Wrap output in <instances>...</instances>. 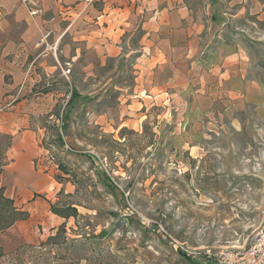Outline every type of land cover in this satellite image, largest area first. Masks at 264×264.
Wrapping results in <instances>:
<instances>
[{"label":"rangeland","instance_id":"374dc122","mask_svg":"<svg viewBox=\"0 0 264 264\" xmlns=\"http://www.w3.org/2000/svg\"><path fill=\"white\" fill-rule=\"evenodd\" d=\"M256 1L252 10L219 6L236 16L215 67L203 52L152 50L137 25L123 56L84 50L67 79L39 71L32 91L49 94L47 109L29 117L26 133L63 185L53 204L73 216L54 223L41 209L42 249L2 250L0 264H205L207 251L248 245L264 222V0ZM7 136L0 130V164ZM1 214L2 224L13 218Z\"/></svg>","mask_w":264,"mask_h":264},{"label":"crops","instance_id":"0c3cea01","mask_svg":"<svg viewBox=\"0 0 264 264\" xmlns=\"http://www.w3.org/2000/svg\"><path fill=\"white\" fill-rule=\"evenodd\" d=\"M93 1L92 5H86L84 0H0V130L11 134L0 188L2 196L12 200L16 210L28 214L26 219L0 231V246L5 253L40 244L45 234L40 232L37 218L41 209L54 203L63 186L46 172L42 149L26 133L30 131L29 117L47 109L42 102L49 99V94L32 91L42 81L39 71L47 76L60 72L61 76L56 60L61 65H72L83 59L84 50L97 60L123 56L124 38L137 25L143 31L144 43L149 48L151 45L152 50L180 51L188 59L203 52L208 64L215 67L217 61L213 59L217 53L228 51L227 20L236 16L219 6L226 2L249 3L252 10L253 4L258 3L256 0ZM30 3L39 8L37 16H30ZM47 30L52 32L50 42L58 41L56 54H42V48L36 47L40 34ZM4 76H8L7 84ZM18 129H23L22 133H14ZM51 215L54 223H59L61 217Z\"/></svg>","mask_w":264,"mask_h":264},{"label":"built area","instance_id":"2783aa9c","mask_svg":"<svg viewBox=\"0 0 264 264\" xmlns=\"http://www.w3.org/2000/svg\"><path fill=\"white\" fill-rule=\"evenodd\" d=\"M93 0H84L86 5H92ZM33 4V3H32ZM29 9L30 16H37L40 12L34 3ZM52 32L50 30L43 31L40 38L36 42V47L42 48V54L52 52L56 54L58 41L50 42ZM57 65L61 71V76L68 78L71 73L70 63ZM34 249H42L40 245L33 246ZM205 264H264V222L258 227L250 242L242 249H226L217 253L206 252Z\"/></svg>","mask_w":264,"mask_h":264},{"label":"trees","instance_id":"16d2710c","mask_svg":"<svg viewBox=\"0 0 264 264\" xmlns=\"http://www.w3.org/2000/svg\"><path fill=\"white\" fill-rule=\"evenodd\" d=\"M76 98H78V95H77V93H75L73 91L68 102H72ZM6 139L8 140V142L6 144V149H9L10 144H11V138L7 136ZM9 140H10V142H9ZM6 165H7V163L0 164V176L2 175L4 167ZM0 204H1V207H0V221H1V217H2L1 213H4V212L8 211L11 215H13V218L9 222H7V224L6 223H3V224L0 223V231H3L5 229L9 228L15 221L24 220V219H26L28 217V214L26 212L18 211V210H16L13 207L12 200L4 198L2 196L1 188H0ZM72 209H74V208L69 207V206L60 209V208H56V206L54 204L50 205V211L53 214H55V215H57L59 217H62V218H69V217L73 216V214L70 213V211H74ZM28 247H30V246H28ZM2 256H3V252H2V249H1V246H0V257H2Z\"/></svg>","mask_w":264,"mask_h":264}]
</instances>
